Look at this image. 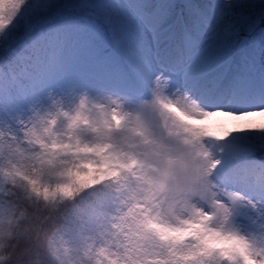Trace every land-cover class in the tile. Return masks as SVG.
<instances>
[{"label":"snow or ice","instance_id":"1","mask_svg":"<svg viewBox=\"0 0 264 264\" xmlns=\"http://www.w3.org/2000/svg\"><path fill=\"white\" fill-rule=\"evenodd\" d=\"M0 264H264V0H0Z\"/></svg>","mask_w":264,"mask_h":264}]
</instances>
